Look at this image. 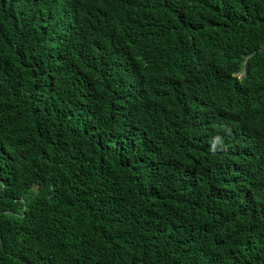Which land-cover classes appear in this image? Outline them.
I'll return each instance as SVG.
<instances>
[{
	"label": "trees",
	"instance_id": "obj_1",
	"mask_svg": "<svg viewBox=\"0 0 264 264\" xmlns=\"http://www.w3.org/2000/svg\"><path fill=\"white\" fill-rule=\"evenodd\" d=\"M0 264H264V0H0Z\"/></svg>",
	"mask_w": 264,
	"mask_h": 264
},
{
	"label": "clouds",
	"instance_id": "obj_2",
	"mask_svg": "<svg viewBox=\"0 0 264 264\" xmlns=\"http://www.w3.org/2000/svg\"><path fill=\"white\" fill-rule=\"evenodd\" d=\"M236 75H237L238 77H242L243 72H239V73H237Z\"/></svg>",
	"mask_w": 264,
	"mask_h": 264
}]
</instances>
